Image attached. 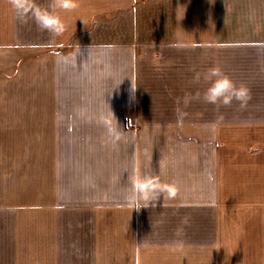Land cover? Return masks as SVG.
<instances>
[{
  "label": "crops",
  "instance_id": "crops-1",
  "mask_svg": "<svg viewBox=\"0 0 264 264\" xmlns=\"http://www.w3.org/2000/svg\"><path fill=\"white\" fill-rule=\"evenodd\" d=\"M76 3L0 0V264H264V0Z\"/></svg>",
  "mask_w": 264,
  "mask_h": 264
},
{
  "label": "clouds",
  "instance_id": "clouds-1",
  "mask_svg": "<svg viewBox=\"0 0 264 264\" xmlns=\"http://www.w3.org/2000/svg\"><path fill=\"white\" fill-rule=\"evenodd\" d=\"M11 2L20 11V0H11ZM28 2L31 4L28 11L32 13L38 26L43 30L52 32L54 35L61 34L65 28L60 17L55 14V9L60 8L68 11L78 6L76 0H53L51 5L52 11H49L48 9L40 8L35 3V0H28ZM196 79L197 81L203 79L209 83V86L202 93L198 91L195 97L186 95L183 98L185 107H187L192 99H200L201 96L208 104L227 107L233 101H236L240 104L241 108H245L251 99L250 90L246 85H237L231 77L222 73L218 67H211L204 73H197ZM180 102V98H177V104Z\"/></svg>",
  "mask_w": 264,
  "mask_h": 264
}]
</instances>
